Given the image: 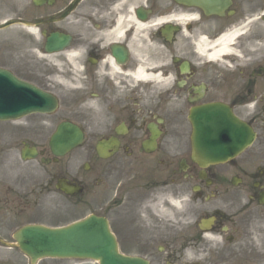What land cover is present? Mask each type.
<instances>
[{
    "label": "flooded vegetation",
    "instance_id": "flooded-vegetation-1",
    "mask_svg": "<svg viewBox=\"0 0 264 264\" xmlns=\"http://www.w3.org/2000/svg\"><path fill=\"white\" fill-rule=\"evenodd\" d=\"M212 1L0 0V69L48 98L0 122V264L82 209L150 264H264V0ZM211 103L255 141L201 168L189 115ZM52 143L81 147L55 162Z\"/></svg>",
    "mask_w": 264,
    "mask_h": 264
},
{
    "label": "water",
    "instance_id": "water-1",
    "mask_svg": "<svg viewBox=\"0 0 264 264\" xmlns=\"http://www.w3.org/2000/svg\"><path fill=\"white\" fill-rule=\"evenodd\" d=\"M0 95L3 96L4 93ZM216 111L218 109L209 107L196 116L201 120L196 129L195 150L208 164L227 161L236 156L248 143L245 132L242 133L240 143L229 137L224 138L223 133L230 132L231 128L234 130L236 123L228 111H222L223 115L220 116ZM220 122L226 126H218ZM25 238L28 239L20 241L21 247L31 255L93 259L100 261L101 264H144L118 256L107 222L94 217L62 230L30 228Z\"/></svg>",
    "mask_w": 264,
    "mask_h": 264
},
{
    "label": "clouds",
    "instance_id": "clouds-1",
    "mask_svg": "<svg viewBox=\"0 0 264 264\" xmlns=\"http://www.w3.org/2000/svg\"><path fill=\"white\" fill-rule=\"evenodd\" d=\"M189 258H191V256L189 255Z\"/></svg>",
    "mask_w": 264,
    "mask_h": 264
},
{
    "label": "rangeland",
    "instance_id": "rangeland-1",
    "mask_svg": "<svg viewBox=\"0 0 264 264\" xmlns=\"http://www.w3.org/2000/svg\"><path fill=\"white\" fill-rule=\"evenodd\" d=\"M68 220L70 221V219H67V221H68Z\"/></svg>",
    "mask_w": 264,
    "mask_h": 264
}]
</instances>
